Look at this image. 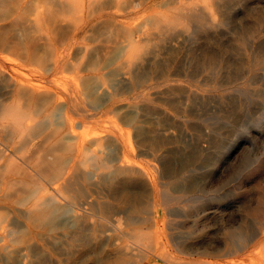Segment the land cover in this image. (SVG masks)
<instances>
[{"label": "bare ground", "instance_id": "bare-ground-1", "mask_svg": "<svg viewBox=\"0 0 264 264\" xmlns=\"http://www.w3.org/2000/svg\"><path fill=\"white\" fill-rule=\"evenodd\" d=\"M86 7L70 6L78 19L37 75L0 71V264H264V197L225 236L190 244L229 200L212 197L214 174L248 134L223 150L242 88L264 89V0H113L88 18ZM95 19L122 39L84 65ZM37 123L50 131L31 135ZM167 235L220 260L182 261Z\"/></svg>", "mask_w": 264, "mask_h": 264}, {"label": "rangeland", "instance_id": "rangeland-1", "mask_svg": "<svg viewBox=\"0 0 264 264\" xmlns=\"http://www.w3.org/2000/svg\"><path fill=\"white\" fill-rule=\"evenodd\" d=\"M79 1H85V3H91L95 6L93 9L89 7L90 10L86 7V12H84V14H86L85 17L87 18L91 13H94V10L100 5L113 3V0ZM75 2H77V0H0V71L5 72L4 74L13 76L15 79L37 75L38 72L43 69V64L36 58H42V60L46 58V55L48 56L49 54L50 50L48 49L51 48V43L62 42L73 29L74 23L78 19V13L74 12L73 8L70 9V6ZM93 15L92 17H95ZM93 23L95 26L93 25L94 27H91L92 29L89 31L90 36L93 37V55H91V57H86L83 61V64L85 63L88 65L101 63L103 60L105 61V56L112 53L117 45L120 44L117 42H120L122 39V33L121 30H119L118 24L117 26L116 24L113 25L114 23L112 22L106 24L104 21H101V19H95ZM98 47L100 48L98 49ZM235 49L239 50L240 47L235 45ZM241 53L243 54L242 56H244L242 49ZM87 72L90 71L87 70ZM245 88L247 87L242 88L244 91V94L241 95L243 103L240 106L238 114L239 124L237 131L232 132L231 129H229L230 133H228L226 140L221 143V146L223 145V150L231 146V139L234 138L238 131L244 134L245 129L248 132V134H245L247 139H245V136H242L243 138L240 139V142L238 141L239 144L237 147L231 154L226 155V160L218 166L214 174L218 191L212 192V197H224L225 200H227L228 197L229 200H227L228 202L221 203V205L216 203V205L212 204L211 209H208V211L211 210V212H209V215L205 218L206 221L204 219L201 222L202 224H199L200 228L201 226L204 227V230L201 232V235L196 234L193 236L194 238L192 237L191 239L192 242L190 244L194 241L196 246L211 244L218 238L225 236V231H227V227L233 222V219L239 217L242 212H244L243 210H245L246 206L252 205L256 207V203L260 201L261 197H264V195L262 196V194H264V122L261 117L264 116V100L260 97L264 89L259 86V83L248 85V89ZM237 90L241 91V86L240 89L237 88ZM35 126L36 128H32L30 131L31 135H40V133L46 134L50 131V127L44 124L37 123ZM2 136L9 137L8 131H4ZM227 143L229 145H227ZM207 197L210 199L211 196ZM183 229L186 230V228H181V230ZM20 230L23 232L27 229L24 227ZM165 231L166 234L169 233L168 230L165 229ZM12 234L16 237V235L20 234V231L16 233V229L14 228ZM26 234L28 236V231ZM215 237L217 239H215ZM164 238L165 239L162 240V246L164 250L166 249V253H171L170 255L172 256L175 254L174 257L182 261L196 263L203 259L211 261H215V259L217 261L220 260L213 255L202 256L200 252H198L197 255L190 256L186 254L169 235L164 236ZM153 257L159 263H165L162 258ZM76 261L78 260H75V262Z\"/></svg>", "mask_w": 264, "mask_h": 264}]
</instances>
